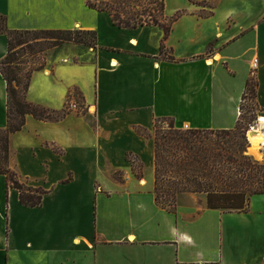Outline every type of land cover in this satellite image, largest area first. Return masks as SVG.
Returning a JSON list of instances; mask_svg holds the SVG:
<instances>
[{
    "label": "crops",
    "instance_id": "1",
    "mask_svg": "<svg viewBox=\"0 0 264 264\" xmlns=\"http://www.w3.org/2000/svg\"><path fill=\"white\" fill-rule=\"evenodd\" d=\"M98 1L0 0L10 30L97 37L95 47L50 50L33 75L28 101L67 115L29 116L10 138V168L49 193L42 206L25 207L0 175V264H264L252 260L258 250L264 258L263 216L254 223L251 211L210 210L204 194L180 195L176 213L158 206L154 136L162 118L178 129H234L254 73L264 109V0H165L167 19L185 12L166 40L159 26H117L89 7ZM8 51L0 34V62ZM7 124L0 72V129ZM127 155L142 164L141 177Z\"/></svg>",
    "mask_w": 264,
    "mask_h": 264
},
{
    "label": "trees",
    "instance_id": "2",
    "mask_svg": "<svg viewBox=\"0 0 264 264\" xmlns=\"http://www.w3.org/2000/svg\"><path fill=\"white\" fill-rule=\"evenodd\" d=\"M143 2L147 3L146 8ZM199 4L210 6L206 2ZM89 7L108 12L114 23L121 28L159 26L164 30V40L170 35L173 24L185 14L179 12L175 17L167 19L164 13L165 0H117L107 6L103 0H99L90 2ZM141 8L142 11H138ZM0 34L8 38L9 45L7 57L0 62V72L7 82L8 91V124L5 129H0V175L6 176L10 188L19 191L23 206L36 208L42 206L44 196L49 192L22 182L19 175L10 168V138L24 129L29 116L41 121L58 122L67 115L65 111H51L28 101L33 75L46 67L48 51L67 43L95 47L97 37L94 32L79 30H10L6 17L2 15ZM39 36L44 37L45 41L38 43ZM86 36L92 40L86 39ZM161 48L165 57L175 60L165 51L164 43ZM258 88L259 80L254 73L246 82L240 118L231 130L178 129L172 119L156 120L155 195L158 206L176 213L178 197L191 193L206 195L210 210L250 212L252 199L264 195V162L248 154L250 142L247 132L250 125L264 113L257 102ZM249 101L251 106L247 114L251 115L247 116L245 104ZM167 120L171 121L168 128L159 125ZM138 133L150 136L145 129H138ZM127 159L136 176L141 177L143 166L138 158L127 155Z\"/></svg>",
    "mask_w": 264,
    "mask_h": 264
},
{
    "label": "rangeland",
    "instance_id": "3",
    "mask_svg": "<svg viewBox=\"0 0 264 264\" xmlns=\"http://www.w3.org/2000/svg\"><path fill=\"white\" fill-rule=\"evenodd\" d=\"M115 1H117V0H103V3H104V5L107 6V5H111ZM143 3H144V8H146L145 5H147V3L146 2H143ZM142 9L143 8L139 9L138 11H142ZM86 39H88L90 41L92 40V38L90 36H86ZM44 41H45L44 37H42V36L38 37V40H37L38 43H42ZM16 50H19V48H17ZM26 59H28V57H26ZM42 62H44V60H42ZM245 105H246L245 113L247 116H250L251 114H247V111H248V108L251 106V102L249 101ZM252 111H253V113L256 112L255 110H252ZM170 123H171V121L167 120V121L161 122L159 125L164 127V128H168ZM154 136H155V130H154ZM249 142H250V147L248 149V154L253 156L256 160L264 162V155H263V152H259V150H260L259 146L258 145H257V147L252 146L251 139H249ZM31 187L38 188V187H34V186H31ZM250 211L251 212L249 213V219L254 223L259 219L260 216L264 217V195L254 197L252 199ZM236 226L238 228L237 233L240 237L249 236V232H248L249 229H246V225L242 226L241 224L237 223ZM260 248H263V247H260ZM261 250L264 251V249H261ZM252 260L255 263L256 262H258V263L262 262L264 260L262 253H259V250H258V252L256 253V256H253Z\"/></svg>",
    "mask_w": 264,
    "mask_h": 264
},
{
    "label": "built area",
    "instance_id": "4",
    "mask_svg": "<svg viewBox=\"0 0 264 264\" xmlns=\"http://www.w3.org/2000/svg\"><path fill=\"white\" fill-rule=\"evenodd\" d=\"M258 64L259 60L255 59L252 66L253 72L257 70ZM69 107L71 111L79 110V107L74 103H70ZM259 133H262L264 135V115H260L258 119L252 125H250V128L247 132L248 139H250L252 135L255 136ZM260 152H263L264 155V142L260 144Z\"/></svg>",
    "mask_w": 264,
    "mask_h": 264
},
{
    "label": "bare ground",
    "instance_id": "5",
    "mask_svg": "<svg viewBox=\"0 0 264 264\" xmlns=\"http://www.w3.org/2000/svg\"><path fill=\"white\" fill-rule=\"evenodd\" d=\"M252 140V146L260 145L262 142H264V135L262 133H259L255 136H251Z\"/></svg>",
    "mask_w": 264,
    "mask_h": 264
}]
</instances>
